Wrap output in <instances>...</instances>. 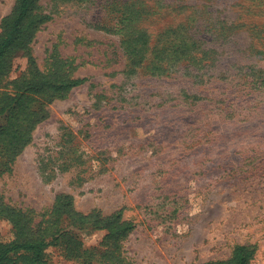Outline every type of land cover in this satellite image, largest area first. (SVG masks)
<instances>
[{
    "label": "rangeland",
    "instance_id": "rangeland-1",
    "mask_svg": "<svg viewBox=\"0 0 264 264\" xmlns=\"http://www.w3.org/2000/svg\"><path fill=\"white\" fill-rule=\"evenodd\" d=\"M15 4L0 0V23ZM38 6L49 17L29 47L38 71L64 61L86 82L52 102L36 97L47 118L13 161L0 155V207L36 230L59 196L83 215L122 211L136 228L119 244L73 230L92 264H206L237 246L264 264V0ZM28 69L17 54L0 94L14 95ZM17 241L0 215V244Z\"/></svg>",
    "mask_w": 264,
    "mask_h": 264
},
{
    "label": "trees",
    "instance_id": "trees-1",
    "mask_svg": "<svg viewBox=\"0 0 264 264\" xmlns=\"http://www.w3.org/2000/svg\"><path fill=\"white\" fill-rule=\"evenodd\" d=\"M40 1L16 0L12 13L0 23V78L11 72L12 60L17 54L23 53L29 58L28 74L15 84L14 95L0 94V121L3 122L0 124V155L6 164L22 152L31 140V131L47 118L45 111L34 109L36 97L52 102L86 82L65 71L64 61L56 60L54 73L45 75L38 71L29 47L39 28L49 20L37 13ZM0 215L10 220L18 239L11 244H0V264H51L50 249H60L68 257L92 264V253L83 251L74 229L105 231V244L113 245L122 242L136 228L134 223L123 220L122 211L111 216H103L100 212L78 213L73 209L70 196L57 198L51 218L37 230L32 229L26 216L17 211L0 207ZM254 254L250 247L237 246L230 260L206 264H251Z\"/></svg>",
    "mask_w": 264,
    "mask_h": 264
}]
</instances>
